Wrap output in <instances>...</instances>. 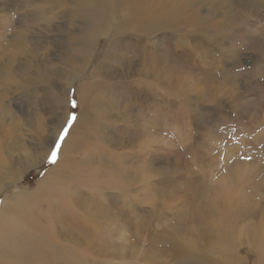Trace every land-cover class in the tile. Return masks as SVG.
I'll use <instances>...</instances> for the list:
<instances>
[{"label": "rangeland", "instance_id": "rangeland-1", "mask_svg": "<svg viewBox=\"0 0 264 264\" xmlns=\"http://www.w3.org/2000/svg\"><path fill=\"white\" fill-rule=\"evenodd\" d=\"M101 2L0 0V133L36 159L0 173V243L27 213L42 264H264V0H120L79 40Z\"/></svg>", "mask_w": 264, "mask_h": 264}, {"label": "bare ground", "instance_id": "bare-ground-1", "mask_svg": "<svg viewBox=\"0 0 264 264\" xmlns=\"http://www.w3.org/2000/svg\"><path fill=\"white\" fill-rule=\"evenodd\" d=\"M120 0H103V2H101L102 4L100 5L101 6V9H102V12H98L100 15H93V16H91L92 17V19H89V20H91V22L89 23V26L87 27L88 28V30H86V32L85 31H81V34L79 35V40H84V35L83 34H85V33H87V32H89L90 34H86L85 35V40L84 41H86V42H89L91 39V36L93 35V32H97V31H99L100 33H104V31H105V29H104V19L106 18L105 17V15L106 14H104V11H107L108 10V8L109 7H111L112 5H114L115 3H117V2H119ZM132 1V0H131ZM143 4H147V2H143ZM85 5H86V3H85ZM137 5H138V2H137ZM136 5V6H137ZM97 11V10H96ZM88 14V13H87ZM89 14H91L90 12H89ZM83 15V14H82ZM84 17V16H83ZM154 17H155V20H156V22H157V26L154 28L153 26H148L147 24H145L144 26H143V29L148 33V34H153L154 32H155V30H158V26H159V23H158V15H157V13H156V11L154 10ZM84 18H86V17H84ZM107 19V18H106ZM87 20V19H86ZM85 20V21H86ZM88 22V21H87ZM85 24H87L88 25V23H85ZM84 24V25H85ZM84 28V27H83ZM91 28H92V31H91ZM163 28V27H162ZM100 35V34H99ZM89 44V43H88ZM92 45V44H91ZM90 45V46H91ZM89 51H88V49H87V47H85V46H82L81 47V53H82V55L83 56H81L80 57V60L82 61V62H85V56L87 55V53H88ZM77 68V67H76ZM7 119V118H6ZM8 125V124H7ZM19 128H21V127H19ZM52 134H53V132H51ZM8 134H10V132H6V133H3V134H1L0 133V150H3L2 152H0V155H1V158H0V173L1 172H3L4 173V171H6V174H8V172L9 173H12L11 174V176L10 175H8V178L9 179H13V180H15V179H18L19 178V176L20 175H24L25 174V172L28 170V169H30V167H31V165L32 164H34L35 163V161H36V159H33V158H31L30 156H29V151H28V149L27 148H25L24 150H22V148H21V145L22 144H20V148H21V150H20V152L18 153V154H15V155H13L12 153V150H9V148L7 147V149H5L6 147H5V143L8 141V138H7V135ZM3 135V141L1 140V136ZM13 137V136H12ZM48 138V137H47ZM46 138V139H47ZM17 139V138H16ZM20 139V138H19ZM25 139V138H24ZM13 140V139H12ZM49 140V139H48ZM16 142V141H15ZM19 142H21V141H19ZM71 142V141H70ZM17 143V142H16ZM24 144H26V143H24ZM32 144V143H31ZM68 142H66V144L64 145V146H68ZM71 146V145H70ZM15 148V147H14ZM17 148V147H16ZM69 149V148H68ZM66 147H63V150H62V155L61 156H63V158L61 159V161H60V159H59V166L60 167H62V169H66V170H72V168H71V166L68 164V163H66V159H67V157H66V154H65V152L68 150ZM18 157H20L21 158V160H19L18 159ZM44 158V157H43ZM41 163V162H40ZM2 173V174H3ZM51 173V172H50ZM49 173V174H50ZM51 175V174H50ZM47 176V175H46ZM101 176V175H100ZM91 178H93V179H96L95 177H91ZM90 178V179H91ZM93 179H91V184H90V186H91V188L93 189V190H97L98 192H99V196L100 195H102V193H105V187L101 190V180H93ZM49 180H50V178H44V179H42V182H41V184H40V186L41 187H47V183L49 182ZM19 181V180H18ZM17 181V182H18ZM40 183V182H39ZM9 184V182L7 183V184H5L4 182H1V178H0V190H3L4 189V186H7ZM109 185V184H108ZM58 186V185H57ZM59 190H61V189H59ZM63 191H64V189H62ZM37 191V190H36ZM65 192V191H64ZM22 193V192H21ZM65 193H68V191L67 192H65ZM35 194V193H34ZM109 194V193H108ZM17 196H19V194L18 195H16V198H17ZM28 196H29V194L27 195V198H28ZM69 196H70V194H69ZM68 196V197H69ZM105 196V195H104ZM103 196V197H104ZM12 197V196H11ZM44 197H45V195H44ZM47 197V196H46ZM46 197H45V201H46ZM53 197H55V196H53ZM74 197V196H73ZM75 198V197H74ZM77 198V197H76ZM80 198H82V197H80ZM54 199V198H53ZM70 199V198H69ZM83 199V198H82ZM100 199V198H99ZM30 200V199H29ZM72 200H74L73 198H72ZM107 200V199H106ZM26 201V200H25ZM71 201V200H70ZM101 201H103V200H101ZM111 201V200H110ZM10 202V204H12V206H14L13 207V209L15 208L16 209V204H19V203H21L22 202V200L21 199H19V198H17V199H14V198H10V197H8V198H6L5 200H4V203L3 204H8ZM27 202H28V199H27ZM46 202H48V203H50V200H48V201H46ZM45 202V203H46ZM53 202V201H52ZM109 202V201H108ZM44 203V204H45ZM47 203V204H48ZM65 203V202H64ZM74 203H75V201H74ZM102 203V202H101ZM72 204V203H71ZM77 204H79V201H76V205ZM85 204V203H84ZM117 204V203H116ZM2 205V204H1ZM37 205V204H36ZM69 205V204H68ZM81 205H83V204H81ZM125 205H126V203H125ZM84 206V205H83ZM130 206V205H129ZM52 207V206H51ZM50 207V208H51ZM58 207V206H57ZM64 208H63V210L64 211H62V209H61V211L62 212H60L58 215H60L59 216V219H65V218H67V217H65L64 215H62V213L63 212H65V214H68L69 216H72L73 217V214H72V212L69 210V208L67 207V206H63ZM40 208V207H39ZM56 208V207H55ZM60 208V207H59ZM59 208L57 209V211L59 210ZM62 208V207H61ZM119 208V207H118ZM3 209V208H2ZM24 209V208H23ZM27 209V208H26ZM29 209H31L30 207H29ZM4 210V209H3ZM52 210V209H51ZM83 210V209H82ZM88 210H89V206H88ZM133 210V209H132ZM43 211V210H42ZM44 211H46V210H44ZM69 211V212H68ZM85 211H87V209H85ZM40 212V211H39ZM136 212V211H135ZM1 215H2V213H0V217H1ZM91 214L89 213V211H87V216H90ZM39 217H40V215H39ZM10 218H11V216H10ZM9 218V219H10ZM40 219H41V217H40ZM38 217H37V215L36 216H32V215H28L27 213H17V216H16V222L17 223H20V225L19 226H15L13 229H14V232H15V236H14V239H15V245H13L11 248H9L10 246L8 245L9 243H8V241L4 244V246H7L6 248H7V251L6 252H4V249H6V248H4L3 247V244H1L2 246H0V264H20V263H25L24 261V258L25 257H30V258H34V259H37L38 260V263L39 264H42L40 261H39V250H41V249H43V252H46V253H51V255H52V257H53V259H55L54 258V256H55V253L58 251L57 250V248H56V246H54V245H52L48 240H45V237L46 236H48V235H46L45 234V237L43 238V235H42V230H41V228H39L38 227V223H39V226H40V223H43L42 222V220H40ZM102 219V218H101ZM14 221V220H13ZM45 221V220H44ZM61 221V220H60ZM100 220L98 219L97 220V222H99ZM6 222H8V221H6ZM10 223V222H9ZM14 223V222H13ZM66 223V222H65ZM90 223V222H89ZM11 224V223H10ZM4 226V225H3ZM7 227H9L10 228V226L9 225H6ZM12 226L13 225H11V228H12ZM54 226V225H53ZM44 228V227H43ZM3 229V228H2ZM8 229V228H7ZM10 231V230H9ZM12 232V231H11ZM13 232V233H14ZM5 233V232H4ZM7 233V232H6ZM13 233H11V234H13ZM8 234V233H7ZM49 234V233H48ZM73 236V235H72ZM74 237V236H73ZM10 238V237H9ZM75 239V242L76 243H78V241L76 240L77 238L75 237L74 238ZM52 240V239H51ZM74 242V243H75ZM75 243V244H76ZM70 244V243H69ZM12 245V244H11ZM71 245V244H70ZM67 247H68V245H67ZM29 249L30 250V252L29 253H27V251H25L26 249ZM69 249L71 248V247H68ZM87 248H89L88 246H87ZM9 249V250H8ZM66 249V248H65ZM71 249H73V246H72V248ZM68 250V249H67ZM62 250H60V252H61ZM6 253H8L7 255H6ZM75 254V253H74ZM68 255V254H67ZM69 255H70V253H69ZM49 256L50 255H48V257L47 258H49ZM60 257V256H59ZM58 257V255H57V258H59ZM65 257V256H64ZM71 257H73V256H71ZM9 258H11V259H9ZM43 258V257H42ZM73 258H75V256L73 257ZM67 259H69V258H67ZM76 259V258H75ZM47 260V259H46ZM60 260H63V259H60ZM65 260V259H64ZM14 261V262H13ZM68 261V260H67ZM62 262H64V261H62ZM66 262V261H65ZM64 262V263H65ZM70 262H72V261H70ZM260 262V261H259ZM46 263H47V261H46ZM34 264V263H33ZM68 264H70V263H68ZM106 264H108V263H106Z\"/></svg>", "mask_w": 264, "mask_h": 264}, {"label": "snow or ice", "instance_id": "snow-or-ice-1", "mask_svg": "<svg viewBox=\"0 0 264 264\" xmlns=\"http://www.w3.org/2000/svg\"><path fill=\"white\" fill-rule=\"evenodd\" d=\"M70 103L72 104V107L75 108L76 107V101L75 100H71ZM76 119L75 117V114L73 113L70 118H69V124H71L72 121H74ZM67 130L65 129V132ZM59 148V144H57V149ZM52 157H53V160L55 159L56 157V150L53 151L52 153Z\"/></svg>", "mask_w": 264, "mask_h": 264}, {"label": "trees", "instance_id": "trees-1", "mask_svg": "<svg viewBox=\"0 0 264 264\" xmlns=\"http://www.w3.org/2000/svg\"><path fill=\"white\" fill-rule=\"evenodd\" d=\"M73 100H75V101H76V99H75V98H74ZM72 108H73V107H72ZM73 109H74V108H73ZM30 176H31V174H28L24 180H25V181H28Z\"/></svg>", "mask_w": 264, "mask_h": 264}]
</instances>
